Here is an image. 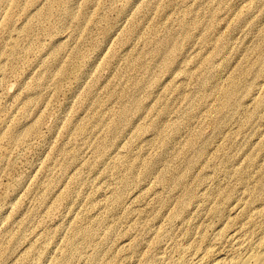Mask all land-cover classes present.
I'll use <instances>...</instances> for the list:
<instances>
[{
    "label": "rangeland",
    "instance_id": "374dc122",
    "mask_svg": "<svg viewBox=\"0 0 264 264\" xmlns=\"http://www.w3.org/2000/svg\"><path fill=\"white\" fill-rule=\"evenodd\" d=\"M263 71L264 0H0V264L264 253Z\"/></svg>",
    "mask_w": 264,
    "mask_h": 264
},
{
    "label": "bare ground",
    "instance_id": "6f19581e",
    "mask_svg": "<svg viewBox=\"0 0 264 264\" xmlns=\"http://www.w3.org/2000/svg\"><path fill=\"white\" fill-rule=\"evenodd\" d=\"M9 23V19L6 18L5 20V26H7ZM264 72V71H263ZM234 87V86H231ZM232 90L229 89L225 95L226 96H232ZM260 104H263L262 102H260ZM119 163V161H118ZM90 221H87L86 223L83 224L82 220L80 219H74L73 223L69 225V229L72 232V235L70 236V238L68 239L70 242L69 243H73L75 241L80 242L82 245L86 244L87 242H91L93 241L96 237V233L92 235L91 231L87 230V224ZM40 246L35 245L33 246L32 250H31V254H36L39 256L42 255L44 249L42 250V252H40ZM82 248H80L81 250ZM257 250L255 248L251 249L247 254H245L243 257H241L235 264H264V253H257ZM71 253L76 254L75 256V260H78V255H77V250H71ZM96 254L91 255V260H94ZM84 259V256L80 257L79 261H82ZM71 261V257L70 255H64L63 257H61V259L58 260H51L50 264H67L68 262ZM90 262H88L89 264ZM171 264H181V263H171Z\"/></svg>",
    "mask_w": 264,
    "mask_h": 264
}]
</instances>
